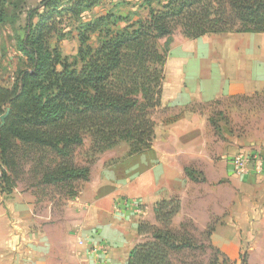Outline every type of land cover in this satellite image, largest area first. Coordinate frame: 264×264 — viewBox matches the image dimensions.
<instances>
[{"label":"trees","instance_id":"obj_1","mask_svg":"<svg viewBox=\"0 0 264 264\" xmlns=\"http://www.w3.org/2000/svg\"><path fill=\"white\" fill-rule=\"evenodd\" d=\"M101 1L41 0L27 12L19 47L29 68L18 73L10 88L0 87V115L9 108L0 122V182L7 190L12 188L8 171L20 149L53 154L59 161L49 183L55 184L89 180L90 168L72 162L73 150L82 146L86 135L97 152L120 143L127 145L128 156L149 150L152 115L160 105L164 65L175 32L187 40L264 32V0H144L145 14L136 20L112 11L84 20ZM4 16L0 8V23ZM66 19H78L79 48L71 62L57 47L67 37L62 27ZM94 34L100 38L95 48L90 45ZM209 122L216 128L212 119ZM185 173L196 181V172ZM178 210L176 199L160 201L153 207L155 221H166ZM137 232L149 236L132 249L127 264H172L173 255L192 249L180 230L142 222ZM213 248L209 246L218 254Z\"/></svg>","mask_w":264,"mask_h":264},{"label":"crops","instance_id":"obj_2","mask_svg":"<svg viewBox=\"0 0 264 264\" xmlns=\"http://www.w3.org/2000/svg\"><path fill=\"white\" fill-rule=\"evenodd\" d=\"M103 1L94 8H102ZM143 1L110 0L100 16L112 11L136 20L141 10L145 14ZM176 43L164 65L160 105L152 115L151 148L125 154L109 165L96 164L72 201L75 264H127L130 252L143 240L138 224L154 221L153 207L160 201L178 199L180 217L194 222L218 219L211 242L223 252L238 249L240 236L251 234L252 219L263 211L264 173H233L230 159L247 150L241 148L246 142L221 121L214 129L209 122L212 112L204 106L264 92V32L184 38L177 51ZM261 154L264 157V149ZM186 169L203 181L191 180ZM13 215V227L24 235H0V264H18L21 251L32 250L16 245L18 239L26 243L30 238L25 232L32 222ZM12 239L16 244L6 245ZM101 246H106L105 252Z\"/></svg>","mask_w":264,"mask_h":264},{"label":"rangeland","instance_id":"obj_3","mask_svg":"<svg viewBox=\"0 0 264 264\" xmlns=\"http://www.w3.org/2000/svg\"><path fill=\"white\" fill-rule=\"evenodd\" d=\"M40 2L41 0H0V8L5 14L4 21L0 23V87L10 88L18 73L29 68L19 44L26 31L27 12L37 8ZM103 2V7L111 6L110 0ZM103 7L92 8L84 14L83 19L91 20L100 16L105 11ZM137 14L142 16L144 12L141 10ZM77 21L78 19L65 20L62 27L66 26L64 32L67 33V37L57 44L61 56L70 62L79 48L75 31ZM183 40L184 37H181L178 31L175 32L171 38L170 47L177 42L174 50H179L178 43ZM99 41L100 38L94 34L91 36L90 45L95 48ZM164 41L165 39H162L158 42L160 49L163 48ZM51 43L53 47L56 46L55 38H52ZM204 107L212 112L211 119L215 126H217L216 122L221 121L228 128L231 129L233 126L232 128L236 129L246 142L241 148L261 154L264 149L262 144L264 140L263 92L248 98L223 100ZM91 147V139L86 135L82 146L73 150V164L78 167H89L91 171L101 161L109 165L123 158L128 152L125 143H120L112 151L104 152L94 151ZM57 161L59 160L55 161V157L49 152L37 153L20 149L15 154L12 170L8 171V175L11 176V190H7L6 186L0 182V235L3 237L9 235L11 238L16 233L24 235L20 229L13 227L14 212L19 219H29L32 222L26 228L25 233L29 231L30 234L26 243L22 238L18 239L17 244L14 239L12 242L8 240L5 242L6 245L9 243L23 244V247L27 249L32 247V250H27L26 253L21 251L18 264H75L71 259L73 247L70 235L74 233L73 220L76 218L73 214L76 206L72 201L77 197L84 181L71 184L49 183V176L55 171ZM198 181H203V179L196 178V182ZM176 200L179 203V210L176 214L159 223L155 221V217L152 223L147 222L158 228L180 230V233L185 235L183 238L185 237V240L192 246L189 251L173 255L172 264H212L215 260L217 264H241V257H245L247 264H264V204H261L260 210L263 209V211L259 213V217L252 219L254 224H252L251 234L240 236L238 249L234 252L219 250L218 254H214L209 246L214 247L211 236L218 219L209 218L194 222L191 219L180 217V201ZM173 206H169L166 212ZM204 223L205 225H202ZM148 236L144 234L142 242ZM2 243L5 244L3 240Z\"/></svg>","mask_w":264,"mask_h":264},{"label":"built area","instance_id":"obj_4","mask_svg":"<svg viewBox=\"0 0 264 264\" xmlns=\"http://www.w3.org/2000/svg\"><path fill=\"white\" fill-rule=\"evenodd\" d=\"M230 166L237 176H244L248 173L261 175L264 173V157L260 152L253 150L240 151L230 159ZM140 210L139 206H136ZM102 252L106 251V246H101Z\"/></svg>","mask_w":264,"mask_h":264},{"label":"water","instance_id":"obj_5","mask_svg":"<svg viewBox=\"0 0 264 264\" xmlns=\"http://www.w3.org/2000/svg\"><path fill=\"white\" fill-rule=\"evenodd\" d=\"M8 113H9V108L7 107V108H6V111H5V114L0 115V122H1L2 124L4 123V120H5V118L7 117Z\"/></svg>","mask_w":264,"mask_h":264}]
</instances>
